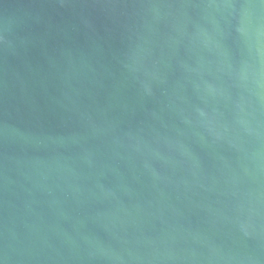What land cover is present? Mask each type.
<instances>
[{
  "label": "water",
  "instance_id": "1",
  "mask_svg": "<svg viewBox=\"0 0 264 264\" xmlns=\"http://www.w3.org/2000/svg\"><path fill=\"white\" fill-rule=\"evenodd\" d=\"M0 264H264V0H0Z\"/></svg>",
  "mask_w": 264,
  "mask_h": 264
}]
</instances>
